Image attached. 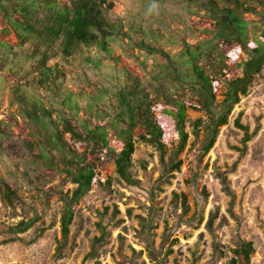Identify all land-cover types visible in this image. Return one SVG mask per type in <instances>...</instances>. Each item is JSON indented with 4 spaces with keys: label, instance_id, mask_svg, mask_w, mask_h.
<instances>
[{
    "label": "rangeland",
    "instance_id": "rangeland-1",
    "mask_svg": "<svg viewBox=\"0 0 264 264\" xmlns=\"http://www.w3.org/2000/svg\"><path fill=\"white\" fill-rule=\"evenodd\" d=\"M215 1L220 7L235 6L233 0ZM237 1L248 23L246 49L215 36V21L201 8L205 0H156L159 9L151 13L152 0H107L112 7L105 14L114 26L105 39L110 51L80 44L69 56L62 53L61 39L43 46L33 41L19 45L0 13V264H227L242 242L252 243L251 264H264V66L206 155H200L202 129L194 137L186 123L188 140L174 159L181 161L180 168L168 176L156 146L141 139V125L131 133L135 149L130 173L137 183L128 185L115 172L113 152L71 141L60 122L66 118L81 134L77 118L90 128L104 126L109 147L119 152L123 142L110 124L124 129L127 116L117 118L116 92L133 89L136 79L141 102L130 97L136 118L151 117L164 128L160 141L167 161L178 145L175 122L167 113L175 112V101L184 103L188 119H206L186 66L169 58L184 43L206 42L196 61L212 79L220 102L227 82L241 76L247 51L256 40L264 42L261 16L244 9L259 12L264 6L256 0ZM56 2L70 6L68 0ZM43 15V9L35 12V18ZM140 42L169 58L139 48ZM35 51L46 54V67L58 70L53 82L40 84ZM16 91L34 100H20ZM66 95L75 115L65 105ZM32 111L49 125L42 129L28 114ZM55 127L67 146L65 156L80 155L94 170L90 190L72 205L66 241L60 232L63 198L71 197L76 186L39 156L44 149L53 164L63 166L60 153L45 144ZM7 188L13 192L10 201L4 197ZM21 221L29 226L17 232Z\"/></svg>",
    "mask_w": 264,
    "mask_h": 264
},
{
    "label": "trees",
    "instance_id": "trees-1",
    "mask_svg": "<svg viewBox=\"0 0 264 264\" xmlns=\"http://www.w3.org/2000/svg\"><path fill=\"white\" fill-rule=\"evenodd\" d=\"M70 6L61 5L56 0H0V13L6 19L9 27L16 33L19 45H23L27 41H33L40 45H47L53 40H62V53L64 56L71 55L78 45H89L95 43L97 47L105 52L110 49L106 46L105 39L114 31L106 17L107 12L112 3L107 0H68ZM258 4L264 6V0H256ZM235 6L226 5L220 7L215 0H205L201 6L205 10L207 17L215 21V36L217 38L233 39L244 49H246V27L248 23L242 19L239 14L241 4L237 0L232 1ZM44 10L42 18H35V12ZM246 11H251L255 15H260L264 21V11L255 12L254 8H244ZM19 15L24 18L20 21L13 17ZM264 37V32L262 34ZM256 46L247 51L249 58L242 63V74L240 77L232 79L226 84V91L220 102H216L212 91V79L205 74L202 67L197 63V57L204 53L203 47L206 42L199 46L188 45L184 43L183 49L178 52L177 56L168 57L162 50L151 48L149 45L140 42L138 47L150 52L160 53L172 61L178 59L186 66L189 77L192 79V84L196 87L200 97V108L205 113L206 119L197 118L190 120L187 118L185 105L181 101H175V112L167 111L175 122V130L178 134V145L173 154L165 161L164 145L160 139L162 136L161 128L148 116L136 118L138 113L132 103L133 100L141 99L138 95L139 84L136 79L133 82V89H121L116 94L118 95V103L120 111L117 118L126 115V127L118 129L116 123L111 122L110 127L114 130L115 136L122 140L123 146L119 152H114L108 145L107 131L104 126L88 127L86 121L77 118V123L83 129V133H79L66 118H61L62 132L70 135V140L73 142L87 141L96 147L105 148L114 154L115 172L119 179L128 185H135L137 182L132 178L130 173L131 156L134 153V142L132 141V130L139 124L145 129V135L141 139L145 142L154 144L160 154V162L163 165V175H171L172 172H177L180 168L181 161L174 159L185 147L188 140V132L186 131V123L192 129V135L198 137L200 130L203 131V136L200 143V155H206L213 147L216 138L219 134V128L225 126L228 122V117L234 106L239 103L240 96L247 94L248 88L253 81V78L258 74L264 66V42L256 40ZM33 57H37L39 64V82L40 84L46 81L53 82L51 77H56L58 70L54 66L46 67L44 52L35 51ZM20 100H34L22 93L15 92ZM70 96L66 95L65 105L68 107L72 115H75L71 108ZM139 106V105H138ZM149 110V107H148ZM46 118L50 119L49 114L43 110ZM33 121H35L42 129L49 124L38 116L35 112L28 113ZM116 118V119H117ZM235 125L242 129L245 134L247 130L241 126L238 120H235ZM46 145L55 152L60 153L63 166L59 168L53 164L47 151L41 149L39 156L48 167H53L57 173L64 174L71 183L76 187L72 192L71 197L63 198L64 207L60 217V232L64 241L67 240L69 234V226L73 219L72 205L78 202L91 187L94 178V170L90 163H85L80 155H74L67 158L65 156L66 144L62 140V134L55 127L52 133L45 137ZM13 192L7 188L4 197L10 201ZM181 206L186 212V198L181 194ZM27 222H19L15 226V231L24 232L28 228ZM99 238H94V242ZM12 241V240H11ZM94 245L89 252V256L94 255ZM254 253V248L251 242H242L233 250V257L229 258L227 264H251L250 255Z\"/></svg>",
    "mask_w": 264,
    "mask_h": 264
},
{
    "label": "clouds",
    "instance_id": "clouds-1",
    "mask_svg": "<svg viewBox=\"0 0 264 264\" xmlns=\"http://www.w3.org/2000/svg\"><path fill=\"white\" fill-rule=\"evenodd\" d=\"M159 5L157 4L156 0H152L151 5L149 6L148 11L151 13L153 11H158Z\"/></svg>",
    "mask_w": 264,
    "mask_h": 264
},
{
    "label": "built area",
    "instance_id": "built-area-1",
    "mask_svg": "<svg viewBox=\"0 0 264 264\" xmlns=\"http://www.w3.org/2000/svg\"><path fill=\"white\" fill-rule=\"evenodd\" d=\"M160 128H161V127H160ZM162 129L164 130V128H161V130H162ZM163 130H162V133H163Z\"/></svg>",
    "mask_w": 264,
    "mask_h": 264
}]
</instances>
